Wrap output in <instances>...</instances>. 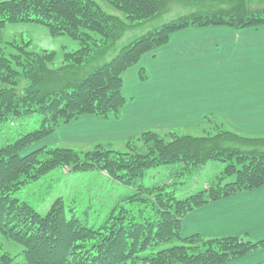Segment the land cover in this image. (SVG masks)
Returning a JSON list of instances; mask_svg holds the SVG:
<instances>
[{
    "label": "trees",
    "instance_id": "trees-1",
    "mask_svg": "<svg viewBox=\"0 0 264 264\" xmlns=\"http://www.w3.org/2000/svg\"><path fill=\"white\" fill-rule=\"evenodd\" d=\"M124 19L109 14L96 0H5L0 2V27L36 22L52 36L66 34L79 48L63 53V64L52 67L56 52L15 45L6 55L0 47V126L11 118L35 113L40 125L0 144V233L22 246L23 264H227L264 247V239L246 235L206 237L181 234L182 219L194 209L264 185V134L243 135L204 116L205 134H177L165 139L155 130L138 134L142 148L126 141L120 151L96 143L87 150L69 147H29L58 128L84 116L118 118L126 98L123 74L141 57L166 45L181 30L203 27L256 28L264 25V0H106ZM174 4L192 6L187 14L160 24L123 45L90 71L91 60L104 59L111 47L141 21L168 12ZM143 71H139L144 79ZM28 81L20 86L19 79ZM224 164L215 180L186 197H177L166 184L147 186L148 169L181 164L186 175L208 162ZM56 168L69 172L103 171L110 179L133 186L149 199L153 215L114 208L98 226L82 221L73 206L56 197L41 214L13 196L22 186ZM228 177L231 181L225 182ZM180 244L142 254L162 242ZM14 257L0 255V264Z\"/></svg>",
    "mask_w": 264,
    "mask_h": 264
},
{
    "label": "rangeland",
    "instance_id": "rangeland-1",
    "mask_svg": "<svg viewBox=\"0 0 264 264\" xmlns=\"http://www.w3.org/2000/svg\"><path fill=\"white\" fill-rule=\"evenodd\" d=\"M5 1V0H0ZM104 11L117 15L124 19L121 11L110 5L106 0H96ZM192 10V6L186 4H174L171 9L150 20L141 21L125 34L111 47L108 55L102 59L91 60L86 67V71L92 70L97 65L110 60L116 52L125 44L136 37L144 34L160 24L176 18L181 14H187ZM27 43V49L32 51H55L56 57L51 65L57 67L63 64V53L74 51L79 48L76 40L66 34L52 36L45 25L36 22H14L6 23L0 27V47L6 55L13 53L15 45ZM157 53V51L155 52ZM152 64V63H151ZM136 67V66H135ZM128 70L124 74L126 105L121 108L120 123L111 119H99L94 116H84L78 120L65 124L58 128L50 136L32 145L28 150L45 146L69 147L75 150H87L100 143L105 147L126 151L128 147L126 141H134L138 148H142L141 141H138V134L143 130H155L160 136L169 139L168 131L177 134L203 135L205 126L201 125L199 118L208 109L217 108V101L208 99V90L205 88L196 89L193 83H187L183 89H173L168 95V107L176 106V110L171 111L169 116L155 117L154 108L162 109V91L157 90L159 85L149 82L155 76L152 68L149 72L145 70L147 82L137 83L135 80L136 68ZM158 67V64H157ZM171 78L175 81L174 76ZM20 86L28 84L24 78L19 79ZM149 82V83H148ZM4 84L0 82V88ZM182 87L179 84L178 88ZM222 101V100H221ZM140 104L138 108L136 104ZM174 108V109H175ZM182 108L185 112H182ZM140 109V110H138ZM168 115V114H164ZM207 116L216 119L215 113ZM41 116L37 113L29 117L11 118L0 126V144L14 141L19 135L37 128L41 122ZM202 120L203 117H202ZM224 126L237 133L250 135L243 131L235 130L227 123ZM238 124V123H235ZM264 134V132H263ZM259 134V135H263ZM224 164L220 161L208 162L201 168H195L186 175H177L181 164L166 165L148 169L142 182L147 186L166 184L168 191H174L177 197L183 198L205 188L206 184L215 180L220 174ZM233 177H228L225 182L231 181ZM13 196L28 202L41 214L46 213L52 201L61 196L68 206H73L77 216L85 223L98 226L104 221L114 208V212H119L121 208L131 210L139 219L141 216L153 215V210L149 199L143 201L145 194H140L133 186L120 184L103 171L69 172L66 168H56L37 181H32L22 186ZM187 232V231H186ZM184 236V232L182 233ZM180 244L179 240L162 242L142 254L167 248ZM263 249V250H262ZM22 246L12 240L7 239L0 233V255L7 253L14 257L13 264H23L21 259ZM259 254H253L257 253ZM253 259L264 257V247L253 252ZM236 263V262H235ZM234 264V263H232ZM237 264V263H236ZM258 264V263H257ZM264 264V260L260 263Z\"/></svg>",
    "mask_w": 264,
    "mask_h": 264
},
{
    "label": "crops",
    "instance_id": "crops-1",
    "mask_svg": "<svg viewBox=\"0 0 264 264\" xmlns=\"http://www.w3.org/2000/svg\"><path fill=\"white\" fill-rule=\"evenodd\" d=\"M135 66L137 83L147 82L145 70L149 72V67H156L152 68L155 76L149 82L159 85L157 90L162 91L163 97L162 109L154 108L155 117L169 116L173 110L179 113L175 105L168 107V95L173 89L181 90L187 83L195 86L198 82L196 89H207L208 99L217 101V108L203 112L197 122L215 113L217 121L235 130L250 135L263 134L264 25L243 29L215 26L181 30L174 33L166 45L144 54ZM140 70L144 79L140 78ZM179 84L182 87L178 88ZM125 105L126 101L124 108ZM136 105L141 108L139 103ZM180 111L185 112V109ZM120 118L111 121L117 122ZM120 120L117 127H121ZM181 232L184 236L247 234L252 239H264V185L194 209L182 219ZM253 254L227 264H260L264 260L262 257L252 261L249 258Z\"/></svg>",
    "mask_w": 264,
    "mask_h": 264
}]
</instances>
